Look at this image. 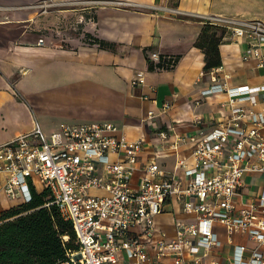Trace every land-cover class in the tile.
Segmentation results:
<instances>
[{
  "label": "built area",
  "instance_id": "obj_1",
  "mask_svg": "<svg viewBox=\"0 0 264 264\" xmlns=\"http://www.w3.org/2000/svg\"><path fill=\"white\" fill-rule=\"evenodd\" d=\"M206 20L245 39V57L264 68L263 20ZM147 55L156 69L178 62L155 49ZM218 71L193 102L224 94L220 118L195 116L189 134L154 129L159 148L175 152L170 169L157 150L143 159L144 139L129 138L113 121L60 122L46 135L34 120L32 130L0 141V193L26 203L32 188L48 191L46 205L57 206L76 236L60 264H264V83L228 85ZM144 83L142 74L132 80ZM153 116L148 110L151 125ZM251 174L263 185L250 193L244 178Z\"/></svg>",
  "mask_w": 264,
  "mask_h": 264
},
{
  "label": "crops",
  "instance_id": "obj_2",
  "mask_svg": "<svg viewBox=\"0 0 264 264\" xmlns=\"http://www.w3.org/2000/svg\"><path fill=\"white\" fill-rule=\"evenodd\" d=\"M120 1L122 3L112 0L100 3L90 0H0V95L16 100L22 110L29 111L25 100L18 98L26 95L19 89L24 77L43 74L57 88L82 87L88 90L86 97L93 105V116H97L88 121L115 122L129 138L144 139L143 159L157 150L159 159L170 169L175 152L170 148H159L154 129L173 128L178 134L192 133L197 128L194 117L204 114L209 118H220V102L225 99L224 94L219 93L210 95L200 105L193 102L199 90L209 82V72L216 68L204 72V53L194 45L204 24L202 20L223 15L264 21V0ZM169 8H176L178 13ZM69 20L80 29L78 35L69 33L55 39L49 32H44L50 26L66 25ZM222 28L224 31L218 44L222 64L217 66V77L228 85L259 86L264 83V68L258 67V58L245 57L247 41L237 39ZM40 36L43 43L37 42ZM96 39L109 44L101 47ZM150 49L177 55L176 66L167 70L150 69L147 55ZM138 74L145 78L143 85L132 84ZM16 75L14 94L9 88L10 80ZM204 75H207L206 79ZM145 94L148 98L143 97ZM165 102L171 105L164 110ZM148 110L154 111V125L145 119ZM11 114L16 120L20 118L17 115L19 109H14ZM32 120L34 122L35 118ZM32 128L33 124L31 127L25 125L8 139ZM186 148L187 145L181 147L183 155L190 152ZM251 175L244 178L250 193L263 185L257 183L256 178L250 179ZM256 177L263 181L262 176ZM3 198L0 193V211L17 204Z\"/></svg>",
  "mask_w": 264,
  "mask_h": 264
},
{
  "label": "trees",
  "instance_id": "obj_3",
  "mask_svg": "<svg viewBox=\"0 0 264 264\" xmlns=\"http://www.w3.org/2000/svg\"><path fill=\"white\" fill-rule=\"evenodd\" d=\"M202 21L194 45L204 53L202 69L208 72L222 64L218 44L224 29L206 19ZM96 40L101 47L109 44ZM47 194L45 189L32 188L29 201L0 211V264H60L67 250L75 249L76 236L70 221L63 218L55 204L46 205Z\"/></svg>",
  "mask_w": 264,
  "mask_h": 264
},
{
  "label": "rangeland",
  "instance_id": "obj_4",
  "mask_svg": "<svg viewBox=\"0 0 264 264\" xmlns=\"http://www.w3.org/2000/svg\"><path fill=\"white\" fill-rule=\"evenodd\" d=\"M42 5H44V3ZM38 8H40V6H38ZM41 9L43 10V8ZM70 23L71 20H69L66 25L63 24L58 27L50 26L51 30L47 28L44 32H49L52 38L54 37L55 39L64 38L65 35L69 33L78 35L80 29ZM52 27L54 28L52 29ZM65 43L66 42L63 41L64 45H66ZM206 77L207 75H204L203 78L206 79ZM17 78L18 76L16 75L10 80L9 91L12 93L15 92L13 85ZM19 89H21L27 97L23 95V98H21V96L18 98H20V100L24 99V102H26L30 110H22L19 102L0 95V141L8 139V136L14 134L17 130H22L25 125L31 127L33 124L35 126L36 122L41 125L43 132L47 135L56 128L60 121H88L92 117H97L96 115L93 116V105L89 104V99L86 97L88 90L78 87L77 85H72L71 88L65 87V89H60L53 85L51 79L41 74V76L36 77H24ZM14 94H16V92ZM14 109H19V114L17 115L20 118H17V120L15 116L11 114V111H14ZM33 117L36 120L35 124L32 120ZM167 164L169 167V162H167ZM256 176V174H253L250 179L253 177L258 180L257 183H262ZM92 192L96 194L102 191L94 189ZM5 199L6 197L3 198V200Z\"/></svg>",
  "mask_w": 264,
  "mask_h": 264
}]
</instances>
